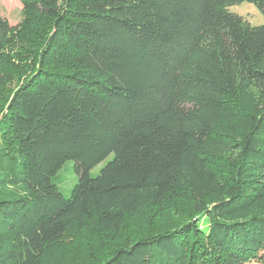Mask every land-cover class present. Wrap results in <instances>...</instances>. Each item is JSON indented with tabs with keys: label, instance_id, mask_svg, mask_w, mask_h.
<instances>
[{
	"label": "trees",
	"instance_id": "1",
	"mask_svg": "<svg viewBox=\"0 0 264 264\" xmlns=\"http://www.w3.org/2000/svg\"><path fill=\"white\" fill-rule=\"evenodd\" d=\"M21 1L0 15V264L72 227L107 236L93 264H264V23L229 8L264 0ZM179 198L190 217L154 224Z\"/></svg>",
	"mask_w": 264,
	"mask_h": 264
},
{
	"label": "rangeland",
	"instance_id": "2",
	"mask_svg": "<svg viewBox=\"0 0 264 264\" xmlns=\"http://www.w3.org/2000/svg\"><path fill=\"white\" fill-rule=\"evenodd\" d=\"M23 7L24 5L21 0H0V15L7 18L11 25H16L24 17ZM229 8L231 11L243 15L252 24L264 23V14L253 2L243 1L231 5ZM106 161L107 159L92 167L90 173L97 175ZM53 178L57 183L58 189L66 197H69L74 184L78 180L75 161L73 159L65 160ZM0 196H2L1 193ZM155 211L153 212L155 213ZM149 215H151V212ZM189 217L190 206L186 201L179 198L165 206L164 209L162 208L154 217L156 219L153 223L158 224L160 220H167V223L169 220L171 222L175 220L181 222L187 220ZM133 227L134 225L131 226V229ZM100 231L98 227L96 229L88 227L81 230L75 227L70 228L62 239L48 246L44 255L36 264H93L95 260L102 258L110 250V242L106 241L107 236H102L104 240L99 238ZM244 264L260 263L252 260Z\"/></svg>",
	"mask_w": 264,
	"mask_h": 264
}]
</instances>
